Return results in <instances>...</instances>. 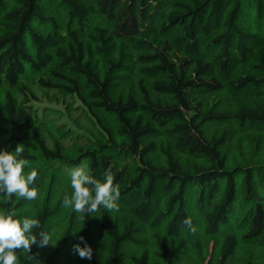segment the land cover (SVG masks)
Segmentation results:
<instances>
[{"label":"trees","instance_id":"obj_1","mask_svg":"<svg viewBox=\"0 0 264 264\" xmlns=\"http://www.w3.org/2000/svg\"><path fill=\"white\" fill-rule=\"evenodd\" d=\"M246 136L264 147V0H0V150L38 172L37 198L0 194V214L52 235L38 264H185L196 233L207 264L264 250V162L223 152ZM81 164L112 166L119 211H63L52 184Z\"/></svg>","mask_w":264,"mask_h":264},{"label":"clouds","instance_id":"obj_2","mask_svg":"<svg viewBox=\"0 0 264 264\" xmlns=\"http://www.w3.org/2000/svg\"><path fill=\"white\" fill-rule=\"evenodd\" d=\"M23 153L22 144H18L14 152L0 150V194L4 195L9 203H12L14 196L25 200H35L38 196L35 186L38 172L35 169L24 172L29 161L24 158ZM71 187L72 194L63 197V206L71 208L80 216L91 215L101 208L109 212L119 211L120 185L115 182L111 165L99 179L83 164L74 167L71 173ZM16 216L13 208L0 214V264H16L22 254L28 264H38L35 256L31 254L32 246L44 248L52 245V235L41 229L38 218ZM181 224L195 232L191 218H185ZM81 244L84 246L81 247ZM72 251L81 259L91 260L93 256V249L83 236L73 245Z\"/></svg>","mask_w":264,"mask_h":264},{"label":"rangeland","instance_id":"obj_3","mask_svg":"<svg viewBox=\"0 0 264 264\" xmlns=\"http://www.w3.org/2000/svg\"><path fill=\"white\" fill-rule=\"evenodd\" d=\"M209 102V98H207ZM39 110L44 109L45 107H61L57 104H52L49 100L43 98L40 103H38ZM55 108V107H54ZM64 121V120H63ZM209 134L212 135V132L215 130H208ZM221 130H219L220 132ZM223 152L228 156L229 161L233 164H238L239 162L246 160L249 163H261L264 162V147L260 144L259 138L247 137L241 141L238 137L230 139L228 144L223 149ZM53 197L56 200H63V197L67 194L71 196L72 187L64 184L56 177L55 182L52 184ZM63 207L67 214H69L71 208ZM59 226L56 225V229ZM184 238L187 240V243L190 249V254L188 255V260L185 264H207L209 258L213 253V242L203 241V251L202 253L197 254L193 245L201 239L199 233H196L192 236L185 235ZM248 261L253 262L254 264H264V250H257L249 246H241L238 250L236 257L234 258V264H246Z\"/></svg>","mask_w":264,"mask_h":264}]
</instances>
